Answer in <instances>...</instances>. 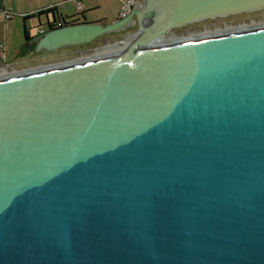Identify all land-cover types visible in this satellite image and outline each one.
I'll list each match as a JSON object with an SVG mask.
<instances>
[{
    "label": "water",
    "instance_id": "water-1",
    "mask_svg": "<svg viewBox=\"0 0 264 264\" xmlns=\"http://www.w3.org/2000/svg\"><path fill=\"white\" fill-rule=\"evenodd\" d=\"M263 9L136 0L23 29L32 54L134 31L0 77V264H264V25L164 40Z\"/></svg>",
    "mask_w": 264,
    "mask_h": 264
},
{
    "label": "crops",
    "instance_id": "crops-1",
    "mask_svg": "<svg viewBox=\"0 0 264 264\" xmlns=\"http://www.w3.org/2000/svg\"><path fill=\"white\" fill-rule=\"evenodd\" d=\"M71 1V0H69ZM122 0H80L82 5L81 12H86L85 15L87 22H98V21H112L118 15V10ZM71 4L74 3L71 1ZM54 6L56 13L61 16L71 17L77 14L75 10L70 13H66L62 9V4H48L47 6H39L32 8L28 0H0V11L7 12L10 15L9 19H4L0 16V73H4L7 69H25L29 67L26 62H16L18 59H22L20 53L23 47L29 45L23 41V29H29L36 25H39L41 19H45L46 15L39 17L22 19V16L34 15L37 11L45 9L47 7ZM55 15V14H53ZM32 35V34H30ZM17 63V65H14Z\"/></svg>",
    "mask_w": 264,
    "mask_h": 264
},
{
    "label": "rangeland",
    "instance_id": "rangeland-1",
    "mask_svg": "<svg viewBox=\"0 0 264 264\" xmlns=\"http://www.w3.org/2000/svg\"><path fill=\"white\" fill-rule=\"evenodd\" d=\"M28 1L31 4L32 8H36L39 6H47L48 4H53V3L55 4L61 3L63 5L62 9H64L66 13H70L72 10H75V7L73 6L74 4L72 5L71 1L69 0H28ZM261 25H264V9L260 11H256V12L240 13L236 15H230L225 18L209 19V20H204L202 22L189 24L185 27L172 30L164 38V40L165 41L168 40V42L174 41V40L168 39L170 37V34L174 36V39L179 40V39H187V38H196V37H201L205 35L208 36V35H213L217 33H224L227 31L229 32V31L240 30L243 28L261 26ZM31 31H33V29ZM103 38L104 39L99 41V44H98L99 50L100 49L103 50L106 46L116 45L117 44L116 41H119V39H121L119 37L117 38L116 36L111 41H108L105 37ZM118 45L124 46L123 44H118ZM101 50L99 52H102V54L105 55L106 52L103 53V51ZM90 51L88 54H85L87 58L89 57L92 58V56L94 55L93 53L95 50L91 49ZM106 54H109V53H106ZM16 62L18 63V62H26V61H24V59L22 58V59H18V61ZM17 63H14V65H17ZM27 70H31L30 67H27L21 70L14 69V71L7 70V73H11L12 71H13L12 73H14L15 71L19 72V71H27Z\"/></svg>",
    "mask_w": 264,
    "mask_h": 264
},
{
    "label": "flooded vegetation",
    "instance_id": "flooded-vegetation-1",
    "mask_svg": "<svg viewBox=\"0 0 264 264\" xmlns=\"http://www.w3.org/2000/svg\"><path fill=\"white\" fill-rule=\"evenodd\" d=\"M49 9V7L43 9L46 10ZM57 17L52 15V14H46L45 19H41L39 25H44V26H52L55 22H59ZM134 31V28H130L126 30L125 32L122 33H115L111 34L109 36H105V38L108 41H111L114 39L116 36L119 39V41L123 40L126 36L131 35ZM104 39L103 37L97 38L93 40L92 42L88 44H82L78 46H69V47H62L54 51H49V52H42L38 54H32V48L27 49L23 47L20 51L22 58L28 65H30V69L33 68H39V67H44L46 65H54V64H60V63H67V62H72V61H79L83 59H87L85 54H88L91 49L95 50V52H98L99 49V41ZM119 41H116L117 44H122ZM29 47V46H27ZM91 52V51H90ZM90 58V57H89ZM8 70V69H7ZM7 70L5 71L7 73ZM13 72V71H12ZM11 72V73H12ZM16 72V71H15ZM22 72V71H19Z\"/></svg>",
    "mask_w": 264,
    "mask_h": 264
},
{
    "label": "built area",
    "instance_id": "built-area-1",
    "mask_svg": "<svg viewBox=\"0 0 264 264\" xmlns=\"http://www.w3.org/2000/svg\"><path fill=\"white\" fill-rule=\"evenodd\" d=\"M71 1L75 5L77 13H80L82 10V5H81L80 0H71ZM135 1L136 0H122L121 5H120L119 10H118V16L119 17L126 16L129 12L131 6L135 3ZM0 16H2L4 19L10 18V15L7 14V12H3V11H0Z\"/></svg>",
    "mask_w": 264,
    "mask_h": 264
},
{
    "label": "bare ground",
    "instance_id": "bare-ground-1",
    "mask_svg": "<svg viewBox=\"0 0 264 264\" xmlns=\"http://www.w3.org/2000/svg\"><path fill=\"white\" fill-rule=\"evenodd\" d=\"M228 32V31H227ZM224 33H226V32H224ZM206 36V35H205ZM168 39H171V40H176V39H174V36L172 35V34H170V37L168 38ZM168 41V40H167ZM127 47L128 46H126V45H124V46H122V45H118V44H116V45H113V46H106L103 50H101V51H103V53L104 52H106V53H109V54H106L105 53V55L104 54H102V52H96L93 56H92V58H95V57H100V56H106V55H111V54H116V53H120V52H122V51H125L126 49H127ZM111 52H113V53H111ZM6 75H8L6 72H4V73H0V77H3V76H6Z\"/></svg>",
    "mask_w": 264,
    "mask_h": 264
},
{
    "label": "trees",
    "instance_id": "trees-1",
    "mask_svg": "<svg viewBox=\"0 0 264 264\" xmlns=\"http://www.w3.org/2000/svg\"><path fill=\"white\" fill-rule=\"evenodd\" d=\"M46 14H52V15L55 14L54 16H56L57 17L56 19H58V20H62L63 18L67 19V16H61L60 14H57L54 6H51V7H49V9H46V10L41 9V10L37 11L34 15H31V16L24 15V16H22V19L26 20L28 18H33V17L35 18V17H39L41 15H46Z\"/></svg>",
    "mask_w": 264,
    "mask_h": 264
}]
</instances>
